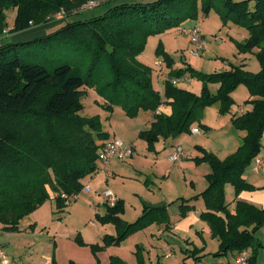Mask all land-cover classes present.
Wrapping results in <instances>:
<instances>
[{
    "label": "trees",
    "instance_id": "16d2710c",
    "mask_svg": "<svg viewBox=\"0 0 264 264\" xmlns=\"http://www.w3.org/2000/svg\"><path fill=\"white\" fill-rule=\"evenodd\" d=\"M90 1L112 0H0V38L52 22L62 11L67 18ZM204 1L205 17L215 7L224 23L233 21L247 28L249 36L239 48L244 53L258 50L259 73L235 66L211 75L199 73L190 65L174 70L172 57L162 49L158 53L164 56L171 76L164 94L154 88L151 69L139 62L137 56L143 52L149 36L178 28L190 17H197L194 0L120 4L102 16L67 23L43 39L66 44L88 57L87 74H83L82 64H65L49 71L41 65L24 63L13 51L32 42L0 45V230L18 232L20 222L49 200L56 202L58 210H64L69 201L80 195L85 180L99 172V151L111 139L98 117L86 118L81 113L86 89L97 87L102 71L107 69L111 78L98 91L108 100L110 108L120 105L131 117L141 110L153 113L151 128L139 134L151 151L161 138L191 133V127L202 121L208 107L219 104L222 113H230L234 105L232 94L244 85L251 94L247 101L251 109L232 116L236 128L245 132L242 144L224 160L202 149L203 156L194 161L210 165L211 172L206 176L208 187L200 195L184 200L180 215L185 218L194 210L189 204L202 198L206 211L200 218L208 224L212 238L219 241V249L213 256L251 252L250 264H255L262 248L256 233L264 228V208L237 201L231 211L225 187L232 184L236 197L244 191L264 189L256 188L244 177L263 151L264 0ZM11 9H17V14L14 28L8 31L5 13ZM183 77L203 81L202 94L198 96L172 83ZM208 83L219 85L216 95L210 93ZM164 105L171 107V115L158 113ZM170 205H144L141 217L134 223L122 219L125 211L122 200L114 207L107 205V214L100 221L115 225L117 235L106 236L103 247L92 249L101 251L119 246L153 224L170 228ZM200 252L188 256L199 261ZM138 256L139 264H146L143 256ZM111 264L125 263L113 257Z\"/></svg>",
    "mask_w": 264,
    "mask_h": 264
},
{
    "label": "rangeland",
    "instance_id": "374dc122",
    "mask_svg": "<svg viewBox=\"0 0 264 264\" xmlns=\"http://www.w3.org/2000/svg\"><path fill=\"white\" fill-rule=\"evenodd\" d=\"M155 1L157 0H112L106 3L95 1L100 3L92 8L85 7L89 4L88 2L79 8L78 13L67 18L60 17L58 14L55 17L56 20L47 24L33 27L26 31L3 35L0 38V45L32 42L13 51V53H17L24 63L41 65L49 71H53L55 68L65 64H82V67L84 66L82 72L87 74L90 66L88 57H83L82 54L77 53L66 44L55 40L45 42L43 39L67 23L85 21L102 16L117 5L126 3L147 4ZM194 1V11L197 12V17H190L182 26L199 24L201 34L208 44V49L205 52H200L198 55L193 54L191 37L182 34L180 31L182 26H180L149 36L143 52L137 56L139 62L151 69L153 73L152 83L158 92H160V88L165 87L166 79L171 76V69L167 66L164 56L158 53L162 49L172 57L174 70L184 69L187 65L206 75L231 70L232 66L242 68L244 71L253 74L259 73L261 70L260 61L257 57L258 50L255 49L253 52L244 53L239 48V45L249 36L247 28L233 21L224 23L220 12L215 7L205 17L203 15L205 1ZM83 7L86 9L82 10ZM5 14L7 16V29L12 30L17 9L8 10ZM31 30L36 32L32 34ZM27 32L30 33L27 34ZM15 35L18 36L17 40L13 39ZM20 38L26 40L19 41ZM100 76L101 81L98 82L97 87L86 89V95L82 99L85 108L81 114L86 118L98 117L101 120L104 131L109 134L111 140L119 139L126 145L134 147V156L129 160L122 162L114 159L106 167L101 164L100 174L104 173V171L115 172V175L110 176L106 189H111L116 195L126 199L128 218H137L142 214V207L146 204L145 202L156 204L161 200H167L171 204L170 212L174 220L179 217L183 218L180 215L181 203L184 200H190L208 187L206 176L211 172L208 163L201 162L196 164L194 159L202 157L203 150L213 153L221 159H226L229 154L232 155L236 146L242 144V137H244L245 132L236 128L232 122V116L235 115L234 111H238L239 107L251 108V105L247 103L251 99L249 89L241 85L232 94L234 105L230 113H222L219 104L208 107L204 112L201 124L195 123L191 127V130L198 128L201 134L193 135L191 132L182 134L179 136L180 138L177 137L179 139L178 142H180L185 151L188 153L192 152L194 158L190 164L185 161L173 163L170 160V155L173 152L170 150V145L174 144V140L177 138H161L159 143L156 144L160 153L157 149L154 151L149 150L147 143L140 139L139 134L141 131L151 128L152 119L154 118L153 113L141 110L137 116L131 117L126 114V111L120 105H114L110 108L108 100L98 90H101L105 82L110 80L111 75L106 69L102 71ZM185 78H181L174 85L181 89H189L200 96L205 86L203 81L194 78L195 85H191ZM207 88L212 95H216L219 85L208 83ZM252 165H256L255 160ZM233 191L232 184H227L225 187L227 202H231L234 198ZM87 197H90L89 193L82 194L77 200L68 204L67 209L62 212L57 211V204L54 200L47 201L20 222V230L18 232L0 230V243L8 254L18 256L21 253L24 255L22 259L30 264H52V241L54 237H57V230L61 229L62 234L72 233L74 237H69H71L73 242L76 235L82 233L84 228H91L90 225L94 226L96 224L94 220L98 209L96 210V207L88 204ZM76 203L80 206H77L73 211L72 208ZM104 203L103 201V209H108ZM67 218H69L68 221H65ZM167 230L169 231L170 229ZM194 236L189 231L181 229L172 234L168 232L163 235L164 239L155 238L153 243H149V249L154 250L152 246L155 245L154 255L156 258L161 255L163 264H183L184 262H188V264H212V262H215L218 257L213 255L207 256L204 262L188 256L195 253L193 252L194 250L196 251L195 248L193 249L192 244L187 241L189 238L192 240ZM208 239L212 241L213 238L209 236ZM199 241H202V238L198 237L197 242ZM166 247L173 248L175 252L170 259H166L164 257L165 254L162 255L161 253V250ZM157 248L158 253L156 251ZM188 248L190 250L187 251ZM183 249L185 252H182ZM137 250L136 252L139 255L146 258V250L139 248ZM203 250L204 248H202L200 254L203 253ZM215 251H217L216 247L211 245L209 252ZM196 252L195 254H198L199 251L197 250ZM65 253L67 254L68 252L65 251ZM58 256L60 263L64 262L63 260L61 261L63 253ZM155 260V264H157L158 261L157 259Z\"/></svg>",
    "mask_w": 264,
    "mask_h": 264
},
{
    "label": "crops",
    "instance_id": "0c3cea01",
    "mask_svg": "<svg viewBox=\"0 0 264 264\" xmlns=\"http://www.w3.org/2000/svg\"><path fill=\"white\" fill-rule=\"evenodd\" d=\"M8 31H9V29H8ZM30 32L33 34L36 31L31 30ZM30 32H27V34H29ZM5 35H9V33H7ZM17 38H18L17 35L13 36L14 40H17ZM20 39H19V41L26 40V39H24V40H22V39L20 40ZM27 39H29V38H27ZM186 78H189V77H186ZM167 79H166V81H167ZM189 79L190 80H187V79H185V80H187L188 83H190L191 85H195L194 79H191V78H189ZM160 89H161L160 92L163 94L165 87H162ZM187 90L190 91L189 89H187ZM250 109L251 108L246 109L244 107H239L238 111H234V113L237 115H240L242 113L249 111ZM158 113H164L166 115H171L172 109L170 106L164 105L159 109ZM153 121H154V118L152 119V123H153ZM193 135H195V134H193ZM244 137H245V135H244ZM244 137H242V140ZM178 138H180V137H178ZM178 138L174 140V144L170 145L171 151H173V149L176 146H181L180 142H178L179 141ZM262 142H263V150H264V137H263ZM238 148H239V146H236V148L232 152V154L235 153V151H237ZM156 149H157V145H156ZM158 152H159V150H158ZM188 154H189V157L184 159L183 161H185L187 163L189 162V164H190V162L194 158V154L192 152H190ZM230 155L231 154H229L228 156H230ZM259 158L263 159V161H264L263 151L259 155ZM222 160H224V159H222ZM100 167H101V164H100ZM100 170H101V168H100ZM100 170L97 174H95V175H93V176H91L85 180L84 189L82 190L80 195L77 197V198H79L84 193L90 194V197H87L88 198V200H87L88 204L96 207V210L98 209L97 212L95 213V220H94L96 224H94V226L90 225L91 228H88V227L84 228L82 230V233H79L76 235L73 242L71 241V237H74L72 235V233L71 234H62L61 229L57 230V232H56L57 237H54V239L52 241L53 242L52 264H61V263H63V264H111V258H113V257H118V258L122 259L125 264H139V261H140L139 256H138L139 254H137V252H136V251H138L137 250L138 248L144 249V251L146 250L145 251V257L146 258L143 257L144 262L146 264H155V261H156L155 259H157V261L159 263L163 264V260H161L162 256L158 255L156 258L154 255L155 245L152 246L154 248V250H152V249L150 250L149 249L150 248L149 243H153V240H155V238L162 240V239H164L163 235H165L166 233L169 232L170 234H172V233H175L176 231H178L179 229L189 231L190 234L192 233L195 235L192 238V240H191V238H189L187 240L189 242V244H192L193 249L195 248L196 251L197 250L201 251L202 248H204L203 253L199 254L197 256V257H202L201 261L204 262L207 256L213 255L214 253H216L218 251L219 241L216 239H212V241L208 239L209 236H210V238H212L210 228H209L208 224L206 222H203L200 218V215L206 211L205 203H204L202 198L199 199L198 201L191 202L189 205L194 206V210L189 212L185 218L179 217L177 220H174V217L171 215V212H170L171 206H169L168 210H169L170 220H171V226H169L170 228H168V229H170L169 231L167 230V227L165 224H162V225L153 224V225L147 227L146 229H144L142 231L134 233L133 235H131L127 240H125L119 246H109V247L104 248L101 251H94L92 249V246L103 247L104 238L106 236H116L117 235V229H116L115 225L104 224L103 222L100 221V218L104 217L107 214V209H103V207H104L103 201L105 202L104 204H106V201L102 196V192L106 189V185H108V183H109L110 176L115 175V172L111 173L110 171H107V172L104 171V173L100 174ZM244 177L246 178V180L251 185L255 186L256 188L264 187V164L260 168H258L256 165H252L251 168L249 167L246 170ZM204 191H202V192H204ZM202 192H200L199 194H197L195 196L200 195ZM233 192H234V198L232 199L231 202H227L230 205L229 209L231 211L235 210L237 201H243V202L252 204L255 207L260 208V209L264 208V189H259V190H255V191H244L238 197L235 196V189ZM116 196H117L118 200H122L124 202L125 211H124V214L121 216L122 219L128 223L136 222L139 219V217H141L142 214H140L137 218H128L127 217L128 208H127L126 199L122 196H118V195H116ZM195 196H193V197H195ZM75 200H77V199H75ZM145 203L146 204H144V205L149 206V207H162V206L170 205L167 200L166 201L161 200L160 202H158L156 204L149 203V202H145ZM67 206H68V204H67ZM77 206H80V205H78V203H76L73 206L72 210L74 211ZM106 206H107V204H106ZM143 207H142V211L144 209ZM65 209H67V208H65ZM64 210H57V211L62 212ZM92 215H93V212H92ZM68 219L69 218H67L65 221H68ZM157 235H159V237H157ZM69 236H71V237H69ZM256 236H257L258 240L260 241V243L262 244V248L258 252L255 264H264V228L259 230L256 233ZM198 237L202 238V241L197 242ZM79 241L83 244H80ZM203 241H204V243H203ZM211 245L213 247H216L217 251L209 252ZM165 249L161 250L162 255L165 254L164 257L166 259L172 258V256H174V254H175L173 248L166 247ZM168 250L172 251V256L169 258L166 257ZM188 250H190V249L188 248L187 251ZM65 251H67L68 253L64 254ZM156 251L158 253V248ZM182 252H185V250L183 249ZM60 253H63V258L61 259V261L62 260L64 261L61 263L59 261L60 258L58 256V255H60ZM248 253H250V255H251V252H248ZM10 255L13 257H20V258H22L24 256L21 253L18 256L14 255V254H10ZM221 263L235 264L234 263V255L230 254V255L225 256V257H219L215 262H212V264H221ZM186 264H188V262Z\"/></svg>",
    "mask_w": 264,
    "mask_h": 264
},
{
    "label": "built area",
    "instance_id": "2783aa9c",
    "mask_svg": "<svg viewBox=\"0 0 264 264\" xmlns=\"http://www.w3.org/2000/svg\"><path fill=\"white\" fill-rule=\"evenodd\" d=\"M100 2L91 1L85 7H95ZM83 7L82 10L86 8ZM65 12L62 11L59 13L58 16L64 17ZM181 33L184 35H188L191 37V44H192V52L195 55H198L200 52H205L208 49V44L205 38L201 34V29L199 24H195L193 26H182L180 29ZM190 80L189 78H185ZM180 79H174L172 81L173 84H177ZM192 134L198 135L201 131L198 128H193L191 130ZM134 156V147L126 145L123 141L119 139H112L107 141L99 151V162L106 167L112 160L117 159L119 161H127ZM189 154L182 146H176L173 149V152L170 155V160L173 163H180L184 159L188 158ZM255 164L258 168H260L264 161L263 159L259 158V156L255 159ZM102 196L106 201V204L110 207H114L117 202L118 198L116 194L111 189H105L102 192ZM77 199L75 197L73 200ZM72 201H69L70 204ZM172 256V251L168 250L166 257L169 258ZM250 253L248 252H241L234 256V263L235 264H250ZM0 264H30L29 262L24 261L20 257H13L8 254L4 248V246L0 243ZM227 264V263H221Z\"/></svg>",
    "mask_w": 264,
    "mask_h": 264
}]
</instances>
